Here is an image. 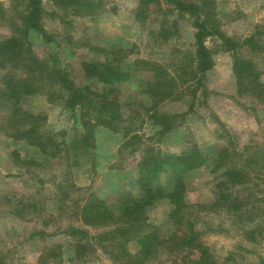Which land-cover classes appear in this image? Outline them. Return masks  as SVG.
<instances>
[{"label": "rangeland", "instance_id": "374dc122", "mask_svg": "<svg viewBox=\"0 0 264 264\" xmlns=\"http://www.w3.org/2000/svg\"><path fill=\"white\" fill-rule=\"evenodd\" d=\"M0 1L9 10L10 0ZM138 4L139 0H103L98 12L66 17L71 21L69 24L46 15L44 27L56 40L47 42L36 31H31L29 37L40 57L56 54L60 66L72 73L76 84L108 93L110 99L120 103L125 119L123 127L135 129L146 144H153L162 155L189 154L193 146H197L208 157L204 165L187 171L165 170L155 179V185L167 187L177 177H182L187 203H210L217 197L215 184L223 170L214 172L222 146L233 141L235 152L247 148V154L264 153V103L258 104L250 95L237 94L233 53L221 50L209 40L207 44L213 49L215 59L214 67L206 74L209 93H199L191 110L189 95L159 104L156 109L159 114H180V117L170 131L163 136L157 134L161 125L149 116L142 103H136L150 105L144 89L151 75L134 61L145 58L168 62L174 48L191 46L195 29L188 20H182L178 38L158 41L153 30L157 25L154 19L161 16L160 12L151 13L143 24L135 17ZM45 6L53 9L50 0L45 1ZM218 15L228 34L242 37L260 30L264 40V0H218ZM0 34H9V29L2 27ZM120 47L131 50L119 64L129 73V78L111 84L85 75L84 62L103 61L108 50ZM243 55H247L246 50ZM254 60L264 78V52ZM3 73L0 69V90ZM23 106L46 116L48 129L58 132L68 146L61 156H53L0 132V254L6 264H43L39 257L47 248L57 255L49 264H115L112 252L104 251L94 240L88 241L91 244L88 250H91L86 255L76 256L75 244L87 241L64 231L70 225L89 228L92 233L100 230L84 225L77 216L79 205L90 193L98 195L115 210L119 202L142 194L137 163L144 145L133 150L138 147L137 143L122 144L124 130L113 133L101 127L96 133L95 148L82 154L75 163L77 151L72 145L82 131L78 115L59 102H49L41 93L26 97ZM2 114L0 106V119ZM14 152L34 162L20 164ZM249 171L251 181L237 192L253 196L248 201L251 206L264 198V173L257 175ZM256 198L261 201H255ZM21 204H29V207L23 208ZM171 210V202L166 197L154 200L147 208L148 221L160 227L164 236L175 229L170 219ZM198 217L197 228L203 231V239L221 264H256L261 259L264 263V232L257 241L249 240L239 228L247 227L242 216L218 209L200 211ZM39 230L52 235H37ZM128 246L130 252L137 250L135 242ZM182 255L185 253L162 251L147 264H176L182 260ZM71 258L77 262L71 263Z\"/></svg>", "mask_w": 264, "mask_h": 264}, {"label": "trees", "instance_id": "16d2710c", "mask_svg": "<svg viewBox=\"0 0 264 264\" xmlns=\"http://www.w3.org/2000/svg\"><path fill=\"white\" fill-rule=\"evenodd\" d=\"M45 1L10 0L9 10L0 1V29H9V34H0V69L4 71L0 90V106L3 110L0 132L15 141H24L45 154L61 156L68 146L66 141L60 139L58 132L48 129L46 116L35 114L23 106L26 97L41 93L46 95L49 102H59L78 115L82 131L72 145L77 151L73 159L75 163H78L82 154L95 148L96 133L101 127L113 133L124 130L125 140L122 144L130 146L137 143L138 147L133 150L144 145L137 163L141 195L119 202L118 210L110 207L95 193H90L79 205V220L90 228L100 230L92 233L89 228L72 225L65 229V234L87 241L75 244L76 256L86 255L91 250H88L91 245L88 241L94 240L93 243L101 249L112 252L115 264H147L162 251L168 254L185 253L176 264H221L213 249L203 239V231L197 228L200 211L218 209L242 216L247 227L239 228L249 240L257 241V237L264 232V198L261 203L250 206L248 201L253 196L246 197L237 191L251 181L249 170L257 175L264 173V153L247 154V148L235 152L236 144L233 141L222 146L216 157L214 172L223 170L215 184L217 197L210 203H187L182 177H177L167 187L156 186L155 179L161 172L174 168L180 171L192 170L204 165L208 157L197 146H193L189 154L162 155L153 144H146L135 129L123 127L125 119L121 105L110 99L108 93L99 92L88 85L76 84L72 73L60 66L56 54L40 57L29 36L31 31H36L47 42L56 40L44 27L43 19L46 15L69 24L71 21L66 17L89 15L98 12L103 5V0H50L53 9L49 10ZM156 12L161 14L154 19L157 25L153 31L158 41L167 42L178 38L182 20H188L195 29L191 46L186 49L174 48L168 62L145 58L134 61L136 66L151 75L144 89L150 105L141 101L136 103H142L150 113L149 116L161 125L157 134L163 136L170 131L180 117V114H159L156 110L159 104L189 95L192 99L189 105L191 110L197 103L199 93H209L205 83L206 74L215 65L214 51L207 44L209 40L214 41L221 50L233 53L232 69L237 94H247L258 104L264 103L263 72L254 60L264 52L260 30L242 37L228 34L218 15V0H139L135 17L145 24L151 13ZM243 50L247 51V55H243ZM130 52V49L122 47L110 49L105 53V60L84 62L85 75L111 84L129 78V73L120 68L119 64ZM13 155L20 164L34 162L22 159L17 152ZM164 197L171 202L170 219L175 226L169 236H164L160 227L150 223L147 217L149 205ZM254 200L261 201L257 198ZM28 205L21 204L23 208ZM36 234L52 235L43 230ZM131 242L137 245L135 252L128 250ZM55 256L46 248L39 260L49 264V260ZM70 260L71 263L77 262L74 258ZM0 264H6L1 254ZM256 264L264 263L261 259Z\"/></svg>", "mask_w": 264, "mask_h": 264}]
</instances>
